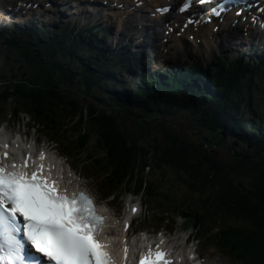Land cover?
I'll use <instances>...</instances> for the list:
<instances>
[{
	"label": "trees",
	"instance_id": "1",
	"mask_svg": "<svg viewBox=\"0 0 264 264\" xmlns=\"http://www.w3.org/2000/svg\"><path fill=\"white\" fill-rule=\"evenodd\" d=\"M23 33L33 40L17 50L29 72L1 80L4 120L26 112L104 176L107 195L135 183L150 200L161 192L160 205L176 206L177 180L189 194L179 192L178 206L208 244L239 264H264V57L186 60L152 71L142 62L147 49H113L108 29ZM190 123L195 131H187Z\"/></svg>",
	"mask_w": 264,
	"mask_h": 264
},
{
	"label": "snow or ice",
	"instance_id": "2",
	"mask_svg": "<svg viewBox=\"0 0 264 264\" xmlns=\"http://www.w3.org/2000/svg\"><path fill=\"white\" fill-rule=\"evenodd\" d=\"M190 7L185 3L180 11ZM2 147L7 149L8 145ZM3 160L8 152L0 153ZM40 159L44 154L40 153ZM0 163V264H113L96 237L104 227L93 202L83 193L68 197L42 178L43 164ZM128 249H124L127 259ZM139 264H172L157 250Z\"/></svg>",
	"mask_w": 264,
	"mask_h": 264
},
{
	"label": "rangeland",
	"instance_id": "3",
	"mask_svg": "<svg viewBox=\"0 0 264 264\" xmlns=\"http://www.w3.org/2000/svg\"><path fill=\"white\" fill-rule=\"evenodd\" d=\"M60 3H62L64 5V1H72V0H57ZM98 1H102V0H98ZM35 2H40L41 4H45L47 3V0H0V14L3 13L4 10L7 9H13V15H11L10 17L8 16H1L0 15V24H2V26H5V28L7 29V32H1L0 34V81L3 80L6 75H10L11 72H16V71H22L23 72V78L27 77L28 72L26 67H25V59H21V56L19 55L17 50H10L7 48V43L9 42V40L12 39H19V34L16 33L14 27L15 25L20 26H26L29 27L31 25V23H35V24H43V23H49L50 26H46L45 28H50L53 27L52 25H54V27H59L57 26L56 23V19L54 17H51L49 15H47L45 12H38L35 15H29L27 10H25V5H23L22 3H30L33 4ZM75 2V0H74ZM23 6V7H22ZM20 7V9H18ZM142 11L146 12V13H141L139 15L141 16H146L148 13L151 12V10L146 11L145 9H142ZM74 12V11H73ZM73 12H70L72 14L71 17H67L65 19H63V23H68L70 25H83V24H89L90 22H88V19L85 16H78V19L76 18V15H74ZM77 12V11H76ZM138 15V16H139ZM25 17V18H24ZM137 16L133 17V18H129V20H137L136 18ZM28 18H30V20L26 21ZM144 18H139L138 20H143ZM77 22V24H76ZM94 20L92 21V24H94ZM145 23V21H144ZM151 23V22H150ZM30 24V25H29ZM132 24V23H131ZM137 25V23H135ZM107 25L105 24L104 26H110L112 28H114L115 33L112 32L109 35L110 38V42H115L117 40H119V34H117V32H121L118 31L119 26L118 23L115 24H111ZM131 26V25H130ZM61 27V26H60ZM102 27V26H101ZM135 27V26H134ZM155 27V26H154ZM152 27V29H148L147 34L149 35L147 38V42L148 43H154L155 46L157 47L155 51V54L153 55V65L151 68L153 69H157V68H164L165 66H168L169 64H179V63H183L185 62V60H187V56L192 57V59L190 60V64L194 61H199L202 60L205 63H210V61H212L214 59V56L216 54H224L227 58L230 59V61H237V59L242 58L241 55H244L245 59L248 60V55L253 56L254 57L257 55V52L255 53V51H251V52H247V49L244 48V45H246V43H240L243 46H238V42L232 43L230 44V46H225V45H221L220 46H216L213 47V50L207 51V50H203L197 51V47L196 45L190 43V41H187V43L185 44V42L182 44H178L177 47L176 46H170L171 50H169V54H165V47L163 46L164 42V37H165V32L163 30H160L158 28H154ZM44 28V29H45ZM62 29V28H61ZM135 29V28H132ZM11 31V32H10ZM133 34H134V43L136 44H140V41H137V39L141 36V33H137L136 30H132ZM127 32V36L129 37V31H125ZM153 32V33H152ZM143 35V34H142ZM118 36V37H117ZM108 41V42H109ZM125 41V39H124ZM159 42V43H158ZM163 42V44H162ZM259 44V43H258ZM259 55H264V51L258 52ZM238 54H240L238 56ZM246 55V56H245ZM25 60V61H24ZM167 60V61H166ZM169 60V61H168ZM209 60V61H207ZM245 61H239V62H243V64H247L248 62ZM167 62V64H165ZM12 64H16V66H13L12 68ZM248 68V67H247ZM246 93H248L246 91ZM262 93V91L260 92ZM246 95V94H245ZM258 95V94H257ZM259 97V95L257 96V98ZM260 100V105L263 106L262 110H258L259 111V115L260 116H264L262 114V111L264 109V98H259ZM14 108V107H13ZM12 110H20V109H12ZM3 116L0 115V126L6 127V129L9 130V132H11L12 135H17V133H23L26 136L24 137L25 139L27 137H29L31 140L32 139H38V144L40 145V147H49V149L54 152V153H58V151L60 150V148L56 145L55 142H53V140L59 141L61 144H63V140H61L60 138H56V137H50L47 136L46 133L41 132L40 129H36L37 127H35V124H33L32 121H30V118L27 115H23L21 117V114L19 115H15L13 114L12 116H10V118H5V121H2ZM33 126L35 128H33ZM187 131H195V126L192 125L191 123L189 125L186 126ZM235 143H237V140L235 141ZM236 145V144H235ZM240 147V146H239ZM62 148L64 150H66V148H64L62 146ZM237 148V147H236ZM238 149V148H237ZM73 156V155H72ZM101 156V154H100ZM61 159L63 160V162L65 163L66 169L71 168L73 171H75L78 175L85 176L86 178H84V182L86 183V185L88 186L89 191L96 197L99 198L100 204L103 205H111L110 208L115 209L116 213H122V206H126L127 202L129 199H133L135 203H138L140 205V200L137 199L136 197L133 196H128L125 197V200H123V195L119 196L117 199L115 200H111V199H106L104 198L103 195H101L100 193V189H101V181L96 178L94 179L93 177L91 178L89 175V172H91L88 168H86L85 166L82 167L81 163L79 160H77L76 157L73 156L72 158H65V157H61ZM154 176H157V174H155ZM173 181V187L174 189L177 188L178 190V194L174 195L173 197H171L172 202L174 203L176 206L180 205V199H179V194L181 192H185V186H183V184H181L180 182H177V180H171ZM151 180H150V176H148V180H147V187L150 185ZM167 186V184H165ZM133 187L135 186V183H133ZM146 186H144L145 188ZM180 192V193H179ZM157 195V194H156ZM159 195H161V192H159ZM157 195L158 200H165V197H162ZM184 196H189L188 193L185 192ZM174 200V201H173ZM176 206H153L154 208L159 210H155L158 211L157 214H161V212L164 211H171V213L169 214H163V216L166 218V222H160L157 221V223H155L156 228L160 231H162L163 228H166L167 230H169L171 232V222L168 219L170 217H172L171 219L176 220L177 221V230H175L174 232H171V237L170 240L173 241V245H177L180 243V241L187 239L189 235H191V231L189 230L191 226V222L186 223L180 216H178L177 214H174V212L176 211ZM122 211H121V210ZM139 212V211H138ZM185 213V211H183ZM145 216V211L142 213L141 211L139 213H137V219L140 217V219H143ZM138 220V222L135 225V227L133 226V231H131V228L128 230V239L130 241H132L133 239H135V237H140V236H145V234L143 235H139V236H134L136 234V230L138 228H142V227H149L146 224H141ZM168 222V223H167ZM186 225V226H185ZM150 227H154L152 225H150ZM151 230V229H149ZM154 230V229H152ZM117 233L119 231H116ZM152 232V231H150ZM155 232V231H154ZM153 233V232H152ZM194 235V234H193ZM195 242H192L191 245H186L188 252L189 251H194L197 250L201 255L202 258H206V259H210V261L212 262V264H237L233 261H231L230 259H228L226 256H224L223 254H221L219 251H217L216 249L212 248L213 246H208L207 241H205V243H199L198 241L194 240ZM178 242V243H177ZM185 244V242L183 243ZM224 247V246H223ZM239 264V263H238Z\"/></svg>",
	"mask_w": 264,
	"mask_h": 264
},
{
	"label": "bare ground",
	"instance_id": "4",
	"mask_svg": "<svg viewBox=\"0 0 264 264\" xmlns=\"http://www.w3.org/2000/svg\"><path fill=\"white\" fill-rule=\"evenodd\" d=\"M86 1V0H85ZM106 1V0H102ZM101 1V2H102ZM111 4L116 6H123V9L125 10V13H121L122 17H128L127 19H124V21L118 22L119 29L118 31H122L124 27H126L127 24H131V26H134L135 20H129L130 18H133L135 14L133 13L132 8H128L129 4L132 6L135 5L137 2H141L142 6L140 8H136L138 11V15L142 9L144 8H151V7H159L162 4H166L167 0H109ZM119 10V11H121ZM116 11V10H111ZM76 12V11H75ZM140 12V13H139ZM117 13V12H116ZM131 13V15H130ZM113 17V14H110ZM130 15V16H128ZM137 15V17H138ZM252 15H254V12L250 11V14L248 15H241L236 16L234 13H230L226 16L224 21H216V22H208L205 26L197 27L190 26L187 24H182L179 26L178 24L174 23L167 17L165 18H155L153 21L154 26H160L164 25L166 22H169L171 27H174V29L171 31V34L168 35V38L165 39L164 45L169 42L170 44H180V43H187V40H191L193 43H196L198 49H203L207 51H212L213 47H216L217 45H224L222 43V40L225 43H230L235 37H237L239 40H251V41H257L254 32H253V23L250 22V18ZM124 17V18H125ZM146 17V16H144ZM250 22V23H249ZM141 23V22H140ZM156 29V28H155ZM186 35V38H182L181 35ZM173 35V36H172ZM170 36H172L171 41H167ZM118 37V36H117ZM189 37V38H187ZM264 38V35L261 36ZM259 42V41H257ZM253 56L248 57V62L253 61ZM26 135L23 133H17V135H12L11 132H9L8 129L5 127L0 128V153H3L4 151L8 152V159L3 160L2 156H0V159L4 164L11 165L14 162L18 165L23 164V161H21V158H25V156H29L30 160L28 162V167H36L40 164H43V169L48 170L49 174H53L58 180H62V188L68 191H77L79 189H84L87 192L88 186L84 182L85 176H82L81 174L78 175L73 170L66 169V166L64 162L56 156L55 153H53L49 149L38 147V139H32L29 141V137L25 139ZM3 144H7L8 147L5 149L2 147ZM49 148V147H48ZM263 150V149H262ZM40 153L44 154V159H40ZM60 183V181H59ZM61 184V183H60ZM100 210L106 214L109 218L108 225L104 228V234L106 236V240L108 243H110L111 248L113 249V253L116 258L120 259L125 257L124 249H130L132 250L138 249L136 242L133 244L130 243V245H127L124 241L117 242V237L119 236V232L116 231H126V228L130 226V223L132 219L134 218L137 213L140 212V205L138 203H135L132 199H129L126 207L124 208L123 212L121 214L115 213L113 210H111L108 206L99 205ZM139 211V212H138ZM109 230L110 233L107 231ZM114 238V239H113ZM147 242V245L143 248L149 247L150 245H159L161 247H170L168 250L171 259L174 260L173 264H186L187 263V255L185 252V246L183 245V241H181L179 244H177L174 247H171L172 244L170 241H167L166 236L157 237L156 241H152V238H147L145 241ZM115 249H118L119 252H115ZM134 251H132L128 255V261L134 256ZM121 254V255H117ZM206 261H210L207 259Z\"/></svg>",
	"mask_w": 264,
	"mask_h": 264
}]
</instances>
